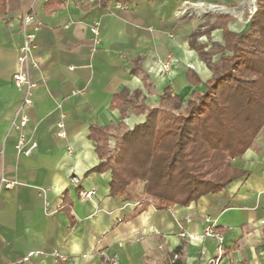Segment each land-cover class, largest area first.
I'll list each match as a JSON object with an SVG mask.
<instances>
[{"label":"crops","instance_id":"1","mask_svg":"<svg viewBox=\"0 0 264 264\" xmlns=\"http://www.w3.org/2000/svg\"><path fill=\"white\" fill-rule=\"evenodd\" d=\"M120 1L4 0L0 7V176L17 182L0 191V264H169L174 255L176 264H204L217 256L215 241L201 237L206 217L223 234L219 264H264V126L231 159L243 175L188 206L157 211L142 186L112 197L110 173L91 172L100 163L92 127L109 130L111 147L115 135L145 120L130 103L116 105L117 95L156 108L168 89L185 102L212 77L199 52L223 45V28L241 27L238 19L220 26L223 14L208 10L240 0ZM28 13L38 24L37 87L19 132L12 122L22 92L12 76ZM20 133L37 144L29 156L15 149ZM182 230L194 238L182 239Z\"/></svg>","mask_w":264,"mask_h":264},{"label":"trees","instance_id":"2","mask_svg":"<svg viewBox=\"0 0 264 264\" xmlns=\"http://www.w3.org/2000/svg\"><path fill=\"white\" fill-rule=\"evenodd\" d=\"M255 1L249 30L223 28V45L199 52L212 72L203 92L183 102L167 89L156 108L117 95L116 105L130 103L145 120L115 135L113 150L109 130L91 128L100 159L91 172L110 173L112 197L142 183V194L163 211L216 194L243 175L231 159L241 157L264 126V0ZM62 209L69 212L67 204Z\"/></svg>","mask_w":264,"mask_h":264},{"label":"built area","instance_id":"3","mask_svg":"<svg viewBox=\"0 0 264 264\" xmlns=\"http://www.w3.org/2000/svg\"><path fill=\"white\" fill-rule=\"evenodd\" d=\"M32 26V28H30ZM38 30V24L35 22L33 15L25 14L21 17V31L23 35L22 44L17 49V69L12 76V83L22 92L21 104L12 122V127L19 132L27 125L29 121L28 114L25 109L33 106V92L37 87V83L33 78V71L38 69V63L32 56V51L35 48L34 41L36 31ZM93 33V42L97 44L98 41V28L97 24H94L91 28ZM171 65V57L167 56L165 61L162 62L161 66L163 71H169ZM59 131L56 136L63 137L62 123H57ZM37 146L35 141L26 140V137L20 133L15 149L19 154L29 156ZM17 185L16 181L7 179L4 175L0 176V191L2 189L11 190ZM93 195V191L80 192V196L88 199ZM205 228L202 233V238H210L216 243L217 256L208 259L204 264H219L221 256L223 254V234L217 229L215 222L210 218H205ZM179 236L182 239H192L193 235L180 231ZM201 257H205V251L200 252ZM177 256L174 255L170 260L169 264H174ZM111 264H117L116 260H113Z\"/></svg>","mask_w":264,"mask_h":264},{"label":"rangeland","instance_id":"4","mask_svg":"<svg viewBox=\"0 0 264 264\" xmlns=\"http://www.w3.org/2000/svg\"><path fill=\"white\" fill-rule=\"evenodd\" d=\"M257 5H256V1L255 0H240L238 2H235L231 5H227V6H217V5H213L212 7H208V10L217 12V13H222L223 18L218 21L217 23H220L219 25H227L229 23H231L232 21H234V19H238L241 23V27L238 30L239 32L242 31L245 26L246 23L249 21L250 17H252V15L254 14V12L256 11ZM216 9V10H215ZM220 9H228V10H233L234 12H222ZM121 133L117 134L120 135ZM114 142L113 140H111V147H109L111 150H113L114 148ZM137 186V187H136ZM142 186V183H137L135 185L132 186V190H134L133 193H138L140 192V188ZM153 201V200H152Z\"/></svg>","mask_w":264,"mask_h":264},{"label":"water","instance_id":"5","mask_svg":"<svg viewBox=\"0 0 264 264\" xmlns=\"http://www.w3.org/2000/svg\"><path fill=\"white\" fill-rule=\"evenodd\" d=\"M251 18V17H250ZM250 19H249V21L246 23V26H245V28L241 31V32H245V31H247V30H249V28H250Z\"/></svg>","mask_w":264,"mask_h":264},{"label":"bare ground","instance_id":"6","mask_svg":"<svg viewBox=\"0 0 264 264\" xmlns=\"http://www.w3.org/2000/svg\"><path fill=\"white\" fill-rule=\"evenodd\" d=\"M216 10V9H215Z\"/></svg>","mask_w":264,"mask_h":264}]
</instances>
